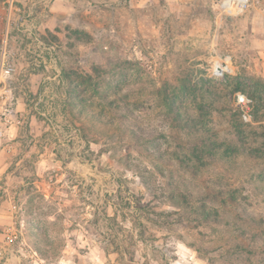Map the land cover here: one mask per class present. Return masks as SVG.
<instances>
[{"label":"rangeland","instance_id":"rangeland-1","mask_svg":"<svg viewBox=\"0 0 264 264\" xmlns=\"http://www.w3.org/2000/svg\"><path fill=\"white\" fill-rule=\"evenodd\" d=\"M217 2L0 0V214L23 264H264V0Z\"/></svg>","mask_w":264,"mask_h":264},{"label":"built area","instance_id":"built-area-1","mask_svg":"<svg viewBox=\"0 0 264 264\" xmlns=\"http://www.w3.org/2000/svg\"><path fill=\"white\" fill-rule=\"evenodd\" d=\"M250 0H221L218 4H217V9L222 13L225 14L226 16H230V17H234V16H238L240 14H243L246 9L248 8V4H249ZM9 18V15H8ZM9 21V20H8ZM228 60L230 61V57H226L225 61H221L224 64H226L227 66V62ZM220 62V61H219ZM219 62L217 63V65L214 67L213 69V76L217 77V78H223L225 76V73H227L229 71L228 66L226 69H222V70H217L216 68L219 66ZM1 84V82H0ZM1 98V96H0ZM236 104L237 106L241 109L242 112V118L245 121H249V116H248V103L245 99V97L241 94H236ZM6 116V113H5ZM4 121H6V118H4ZM4 131L2 130V128L0 127V140L3 138L4 136ZM13 241V236L9 237L6 236L4 241H3V246L2 248H0V258L3 256L5 250H9L10 248V244Z\"/></svg>","mask_w":264,"mask_h":264},{"label":"crops","instance_id":"crops-1","mask_svg":"<svg viewBox=\"0 0 264 264\" xmlns=\"http://www.w3.org/2000/svg\"><path fill=\"white\" fill-rule=\"evenodd\" d=\"M221 0H218V2L217 3H219ZM259 4V3H258ZM250 6V5H249ZM249 6H248V8H249ZM256 9V11H257V8H255ZM248 10V9H247ZM219 11V10H218ZM220 12V11H219ZM220 14L221 15H223L221 12H220ZM224 16H226V15H224ZM256 16L258 17V16H262L263 17V19H264V7H261V8H258V12H256V14H255V12H254V14H253V16L251 17V23H252V20H254L255 21V18H256ZM230 17V16H229ZM261 53L262 54H264V47L263 48H261ZM263 58H264V55H263ZM11 130V129H10ZM2 155V153H0V156ZM3 171L4 170H2V169H0V173H3ZM8 202L13 206V208H15L16 209V204H15V202H14V200H11V198L10 199H8ZM3 217H5V218H7V222H8V224L10 225V228H6L5 229V234L4 235H2V234H0V248H2V246H3V239L6 237V236H9V237H11V236H13L14 234H15V232L18 230V228L15 226V224H16V220L18 219V214H17V211H15V210H12L10 213H8V215H6V216H2L1 214H0V224H3V223H5V221L3 222V220H2V218ZM0 229H2V227L0 226ZM4 236V237H3ZM3 237V238H2ZM1 240H2V242H1ZM0 264H23V262H22V258H21V256H19V255H17V254H14L13 253V251H10V249L9 250H5V252H4V254H3V256L0 258ZM33 264H43L42 262H37V261H35Z\"/></svg>","mask_w":264,"mask_h":264},{"label":"trees","instance_id":"trees-1","mask_svg":"<svg viewBox=\"0 0 264 264\" xmlns=\"http://www.w3.org/2000/svg\"><path fill=\"white\" fill-rule=\"evenodd\" d=\"M256 100L264 107V98L260 95V93L256 94Z\"/></svg>","mask_w":264,"mask_h":264},{"label":"water","instance_id":"water-1","mask_svg":"<svg viewBox=\"0 0 264 264\" xmlns=\"http://www.w3.org/2000/svg\"><path fill=\"white\" fill-rule=\"evenodd\" d=\"M219 70H222V69H226L227 66L226 64H224L223 62H219V66H218Z\"/></svg>","mask_w":264,"mask_h":264},{"label":"bare ground","instance_id":"bare-ground-1","mask_svg":"<svg viewBox=\"0 0 264 264\" xmlns=\"http://www.w3.org/2000/svg\"><path fill=\"white\" fill-rule=\"evenodd\" d=\"M216 69H217V70H219V68H218V67H217Z\"/></svg>","mask_w":264,"mask_h":264}]
</instances>
